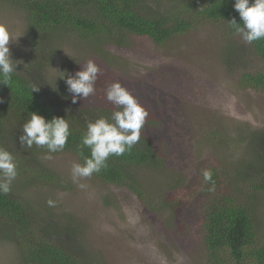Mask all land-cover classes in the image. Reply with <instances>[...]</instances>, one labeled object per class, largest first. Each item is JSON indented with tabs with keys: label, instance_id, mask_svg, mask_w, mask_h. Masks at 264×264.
<instances>
[{
	"label": "rangeland",
	"instance_id": "rangeland-1",
	"mask_svg": "<svg viewBox=\"0 0 264 264\" xmlns=\"http://www.w3.org/2000/svg\"><path fill=\"white\" fill-rule=\"evenodd\" d=\"M175 1L143 3L160 14ZM0 25L17 37L9 43L16 70L34 78L50 101H63V110L81 111L59 70L74 74L88 60L100 68L95 93L78 100L85 110L79 116L90 121L110 119L118 110L106 89L120 82L148 112L140 138L160 161L158 169L136 170L144 192L139 197L92 177L79 181L87 185L81 189L71 178V165L79 163L74 155H43L40 163L55 173L56 183L16 178L9 192L26 206L33 229L52 231L54 241L85 264H206L198 230L207 198L199 187L201 171L227 165L240 181L244 165L248 176H264V92L239 83L242 73L264 67L248 45L240 37L224 39L218 24L201 25L165 47L127 35L121 45L107 44L104 55L69 37L47 35L35 45L22 12L7 0H0ZM172 192V205L164 204ZM260 222L264 226V205ZM16 238L0 227V264H22Z\"/></svg>",
	"mask_w": 264,
	"mask_h": 264
},
{
	"label": "trees",
	"instance_id": "trees-1",
	"mask_svg": "<svg viewBox=\"0 0 264 264\" xmlns=\"http://www.w3.org/2000/svg\"><path fill=\"white\" fill-rule=\"evenodd\" d=\"M7 1L22 12L35 45L47 35L69 37L96 52L100 50L102 55L107 44L121 45L127 35L146 38L156 46L165 47L175 38L204 24H218L223 29L224 39L239 37L228 21L235 17L238 23H242L233 8L235 0H176L172 8L160 14L148 9L143 0ZM247 45L264 66V40ZM242 74L239 80L242 86L264 92V67L257 74ZM33 87L39 91L32 92ZM48 97L34 78L19 70L13 73L7 85L0 84V147L15 158L16 178L54 184L57 176L40 163L47 150L36 145L31 148L20 146L18 137L23 124L31 112H37L46 119L53 116L66 118L71 133L68 142L63 151L51 155L69 153L83 163L84 157L90 156V149L79 146L90 120L79 116L85 112L79 102L73 105L81 111L72 112L63 110V101L52 102ZM210 142L218 148L225 147L223 140ZM159 167L160 161L153 146L146 138H140L131 151L121 156H110L106 167L91 177L106 185L125 188L140 197L144 192L135 180L136 170ZM238 170L243 174L240 181L230 175L227 165L209 164L201 171L199 187L207 198L203 202L198 230L206 264H264V226L260 222L264 176H248L244 165ZM205 171L211 172L208 181L204 179ZM173 200L174 193L168 195L163 203L171 206ZM1 226L8 227L23 247L20 255L22 264H85L55 242L52 231L33 229L26 206L9 193L0 194Z\"/></svg>",
	"mask_w": 264,
	"mask_h": 264
},
{
	"label": "clouds",
	"instance_id": "clouds-1",
	"mask_svg": "<svg viewBox=\"0 0 264 264\" xmlns=\"http://www.w3.org/2000/svg\"><path fill=\"white\" fill-rule=\"evenodd\" d=\"M233 8L242 21L238 23L235 17L228 21L235 34L246 44L264 40V0H235ZM10 40L15 41L6 27L0 25V84L4 85L11 81L18 64L14 63L11 57ZM59 72L58 78L64 80L71 102L75 104L95 93L94 85L101 70L94 61L88 60L74 74L68 73L67 70ZM34 91H39V88L33 87L32 92ZM106 99L118 110L111 113L110 119L100 117L87 123L79 147L89 148L90 156L84 157L83 163L74 162L71 165L72 181L81 189L87 185L79 181L91 177L93 173H99L106 167L110 156H121L131 151L140 140L141 129L148 116L146 109L120 82L107 85ZM70 134L66 118L53 116L46 119L37 112H31L18 139L22 148H31L33 145L45 148V159H51V153L64 150ZM203 175L206 181L211 179V172L205 171ZM16 177L15 158L9 151L0 147V194L6 195L11 191L12 182ZM48 204L54 206L55 202L49 200Z\"/></svg>",
	"mask_w": 264,
	"mask_h": 264
}]
</instances>
